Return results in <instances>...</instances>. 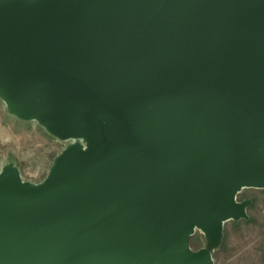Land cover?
<instances>
[{"label": "water", "instance_id": "95a60500", "mask_svg": "<svg viewBox=\"0 0 264 264\" xmlns=\"http://www.w3.org/2000/svg\"><path fill=\"white\" fill-rule=\"evenodd\" d=\"M0 83L64 137L101 122L0 174V264H211L196 226L264 187V0H0Z\"/></svg>", "mask_w": 264, "mask_h": 264}, {"label": "rangeland", "instance_id": "374dc122", "mask_svg": "<svg viewBox=\"0 0 264 264\" xmlns=\"http://www.w3.org/2000/svg\"><path fill=\"white\" fill-rule=\"evenodd\" d=\"M100 125L99 120L86 122L64 137L37 115L12 107L0 89V174L15 172L26 183H42L62 155L87 150L91 130ZM241 194L248 198L245 213L223 220L221 240H209L199 228L190 236L192 248H209L211 264H264V187H242L236 196Z\"/></svg>", "mask_w": 264, "mask_h": 264}, {"label": "trees", "instance_id": "16d2710c", "mask_svg": "<svg viewBox=\"0 0 264 264\" xmlns=\"http://www.w3.org/2000/svg\"><path fill=\"white\" fill-rule=\"evenodd\" d=\"M237 199H238V201H245L248 198L246 195L241 194V195L237 196ZM253 202H254V200H251V203H253ZM223 235H224V231L222 229V238L224 237Z\"/></svg>", "mask_w": 264, "mask_h": 264}, {"label": "bare ground", "instance_id": "6f19581e", "mask_svg": "<svg viewBox=\"0 0 264 264\" xmlns=\"http://www.w3.org/2000/svg\"><path fill=\"white\" fill-rule=\"evenodd\" d=\"M0 86L1 87H3L5 90H6V88L0 83ZM12 105H16V104H14V103H12V102H10ZM19 108L21 109V107L19 106ZM22 110V109H21ZM22 111H24V110H22ZM32 112H36L37 114H39L40 115V113H39V111H37L36 109H33L32 110ZM50 123H51V121L49 120V119H47ZM196 228H199V227H197L196 226ZM203 231H204V229L203 228H201Z\"/></svg>", "mask_w": 264, "mask_h": 264}]
</instances>
